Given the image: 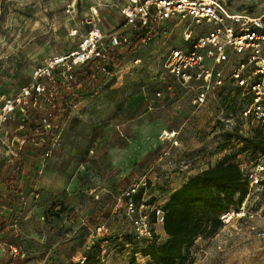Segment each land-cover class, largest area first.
I'll return each mask as SVG.
<instances>
[{
	"label": "rangeland",
	"instance_id": "obj_1",
	"mask_svg": "<svg viewBox=\"0 0 264 264\" xmlns=\"http://www.w3.org/2000/svg\"><path fill=\"white\" fill-rule=\"evenodd\" d=\"M126 1L0 0V91L17 90L29 81L35 66L77 48L81 35L70 34L75 27L95 26L107 35L130 32L122 12ZM230 1L236 9L264 12V0ZM169 36L127 49L111 74L94 71L89 64L75 70V77L95 75L75 83L77 105L63 107L65 125L47 164L60 181L49 188L39 186L36 199L31 195L32 180H23L32 210L19 209L22 264H154L141 251L148 243L134 236L117 198L120 191L145 174L148 203L152 209L163 208L171 192L202 169L229 161H255V151L244 146L257 131L241 132L248 125L239 116L238 94L213 90L193 114L190 93L180 89L164 66L168 48L184 43L183 27L173 26ZM137 57L142 58L138 64ZM165 81L172 83L171 90L165 91ZM157 90H163V96L150 106L148 99L155 98ZM165 130L176 133L165 135ZM22 161L0 159V193L7 176L33 172L32 165L25 168ZM72 175L79 177L74 190L66 186ZM79 188L89 196L86 206L69 200L70 192ZM92 188L103 189L100 198ZM247 197L246 208L257 212L254 220L235 215L226 225L206 224L177 264H264V237L250 229L253 223L264 228V187H253L244 200ZM25 212L33 214V222ZM160 223L153 224L156 245L167 237ZM100 224L105 228L98 232Z\"/></svg>",
	"mask_w": 264,
	"mask_h": 264
},
{
	"label": "built area",
	"instance_id": "obj_2",
	"mask_svg": "<svg viewBox=\"0 0 264 264\" xmlns=\"http://www.w3.org/2000/svg\"><path fill=\"white\" fill-rule=\"evenodd\" d=\"M230 3V0H127L122 12L130 32L107 35L95 26L71 29V35H81L77 48L53 55L35 66L29 81L17 90L0 91V159L18 161L25 153L38 151L37 173L41 174L64 128V105H77L75 70L89 64L94 71L111 74L120 67L127 49L136 50L153 38L168 40L172 27L178 25L183 27L184 43L168 48L164 66L180 89L190 93L193 114L207 102L213 90L236 93L242 104L240 119L248 125L241 127V132L254 128L260 131L264 143V12L236 9ZM73 6L69 5L67 11L71 12ZM141 61L137 57L134 63ZM164 85L165 91L172 89L171 82L165 81ZM66 89L70 92L69 100L65 97ZM163 93L157 90L155 98L148 99L149 105L160 102ZM230 114L228 120L233 112ZM175 133L164 131L165 135ZM255 153L254 162L239 163L249 190L264 187V149ZM147 191L144 174L126 186L118 200L131 220L135 238L149 244L155 240L153 224L163 222L164 210L156 205L152 209ZM31 195L40 197L36 190ZM28 197L22 193L19 201L25 203ZM247 200L248 197L238 208L220 216L224 225L235 215L255 219L257 212L246 208ZM12 224L17 227L16 219ZM104 228L100 224L96 230ZM250 229L264 237V228L257 223L251 224ZM0 246L9 256V264H21L24 254L18 243L1 242Z\"/></svg>",
	"mask_w": 264,
	"mask_h": 264
},
{
	"label": "trees",
	"instance_id": "obj_3",
	"mask_svg": "<svg viewBox=\"0 0 264 264\" xmlns=\"http://www.w3.org/2000/svg\"><path fill=\"white\" fill-rule=\"evenodd\" d=\"M80 75L76 83L91 76ZM65 111L62 115L64 119ZM240 136V135H239ZM264 149L260 131L250 137L244 149ZM10 183V180L7 181ZM249 182L236 161L220 163L202 169L182 186L174 190L163 205L165 241L149 243L141 251L149 255L154 264H177L184 257V249L194 243L208 223L222 225L220 216L231 208H238L248 194ZM21 188L18 192L21 193ZM20 195V194H19Z\"/></svg>",
	"mask_w": 264,
	"mask_h": 264
},
{
	"label": "crops",
	"instance_id": "obj_4",
	"mask_svg": "<svg viewBox=\"0 0 264 264\" xmlns=\"http://www.w3.org/2000/svg\"><path fill=\"white\" fill-rule=\"evenodd\" d=\"M65 97L67 100H69L68 98H70V92L68 91V89H66ZM39 154L40 153L38 151H29L28 153H25L24 156L22 157V160L24 161H22L20 165L25 168L28 167V165H32V168H34L33 172L32 170L29 173L27 171H24L23 173L14 172L13 173L14 176L9 175L3 180L4 186H1V191L3 192L0 193V195L3 196V198L0 199V243L1 242H4V243L16 242L19 244V209H23V210L31 209L32 210L31 206H28L27 204L28 201H26L22 207H19V203H17V200L19 201V196L22 193H25V191L22 189V185L24 184L23 180H25L26 177L28 179H31L32 180L30 184L31 188H33V190H36V191L39 188V186L40 187L46 186L45 188H49L50 186L54 184H58V182L60 181L59 174L55 172L54 168H52V165H50L48 168L46 167V169L43 170L42 172L43 174L37 173V167L40 164ZM68 179L69 180L66 181L68 185L66 186L70 187L71 190H74L78 186L77 184L79 182V177L76 175L75 176L72 175ZM8 180H10V183L7 182ZM19 188H21L22 190L21 193L18 192ZM176 189L177 188H175L174 190ZM82 191L83 190L79 188V191L75 190L73 192L74 194L70 192L69 194L70 202L74 204H78L80 206L88 205V203H90V201L88 200L89 196L88 195L84 196V193ZM91 191L95 192L94 195L96 198H100L103 189L97 190L96 188H92ZM25 213L27 217L31 216L29 221L33 222L34 221L33 214L31 213L28 214L27 212ZM13 215L16 217L13 218ZM15 219L17 221V227H14L12 224V222L15 221ZM160 224H162V228H163L162 221ZM22 227H23V222L21 223V228ZM20 231L22 230L20 229ZM29 236L30 235H27V237ZM9 263H10V259H9L8 254H6L3 251L2 247L0 246V264H9ZM21 264H22V259H21Z\"/></svg>",
	"mask_w": 264,
	"mask_h": 264
}]
</instances>
